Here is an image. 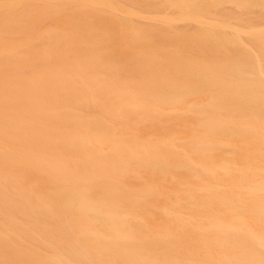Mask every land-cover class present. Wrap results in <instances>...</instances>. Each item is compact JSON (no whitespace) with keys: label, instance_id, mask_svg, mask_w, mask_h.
Returning a JSON list of instances; mask_svg holds the SVG:
<instances>
[{"label":"bare ground","instance_id":"obj_1","mask_svg":"<svg viewBox=\"0 0 264 264\" xmlns=\"http://www.w3.org/2000/svg\"><path fill=\"white\" fill-rule=\"evenodd\" d=\"M0 264H264V0H0Z\"/></svg>","mask_w":264,"mask_h":264},{"label":"rangeland","instance_id":"obj_2","mask_svg":"<svg viewBox=\"0 0 264 264\" xmlns=\"http://www.w3.org/2000/svg\"><path fill=\"white\" fill-rule=\"evenodd\" d=\"M184 28H186V27H182V26H180V29H184Z\"/></svg>","mask_w":264,"mask_h":264}]
</instances>
